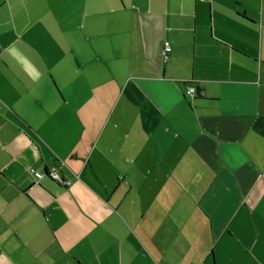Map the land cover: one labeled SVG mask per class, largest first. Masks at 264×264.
Wrapping results in <instances>:
<instances>
[{"label": "crops", "instance_id": "obj_1", "mask_svg": "<svg viewBox=\"0 0 264 264\" xmlns=\"http://www.w3.org/2000/svg\"><path fill=\"white\" fill-rule=\"evenodd\" d=\"M0 264H264V0H0Z\"/></svg>", "mask_w": 264, "mask_h": 264}, {"label": "built area", "instance_id": "obj_2", "mask_svg": "<svg viewBox=\"0 0 264 264\" xmlns=\"http://www.w3.org/2000/svg\"><path fill=\"white\" fill-rule=\"evenodd\" d=\"M171 51H172V44L169 40H166L164 42V46H163V50H162V56L164 58V61L169 60ZM195 91L196 90L193 87H190L188 89V93H190V94H194ZM46 174L61 184L70 185L72 183L70 180L65 179V177L63 176V174L59 170V165H57V164L51 165L48 168V171L46 173L43 171H39V169L34 170V175H35L37 180H40L41 177H44Z\"/></svg>", "mask_w": 264, "mask_h": 264}, {"label": "trees", "instance_id": "obj_3", "mask_svg": "<svg viewBox=\"0 0 264 264\" xmlns=\"http://www.w3.org/2000/svg\"><path fill=\"white\" fill-rule=\"evenodd\" d=\"M197 95H198V96H200V95L202 96V93H201V91H198Z\"/></svg>", "mask_w": 264, "mask_h": 264}]
</instances>
